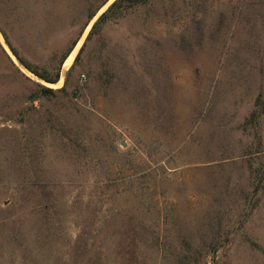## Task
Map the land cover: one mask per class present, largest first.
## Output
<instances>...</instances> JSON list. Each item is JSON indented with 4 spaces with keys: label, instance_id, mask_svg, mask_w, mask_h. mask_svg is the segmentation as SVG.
Listing matches in <instances>:
<instances>
[{
    "label": "rangeland",
    "instance_id": "obj_1",
    "mask_svg": "<svg viewBox=\"0 0 264 264\" xmlns=\"http://www.w3.org/2000/svg\"><path fill=\"white\" fill-rule=\"evenodd\" d=\"M99 1L0 22L54 76ZM111 2L56 84L0 34V264H264V0H150L87 40Z\"/></svg>",
    "mask_w": 264,
    "mask_h": 264
},
{
    "label": "trees",
    "instance_id": "obj_2",
    "mask_svg": "<svg viewBox=\"0 0 264 264\" xmlns=\"http://www.w3.org/2000/svg\"><path fill=\"white\" fill-rule=\"evenodd\" d=\"M110 0H100L96 8L92 10L91 12L87 13L86 20L82 26V30L79 34H77L76 38L72 42L71 46L62 54V57L59 61V68H57L55 75L50 76L47 72H40L37 68L33 67L29 63H27L21 56V54L18 52V50L13 46L12 42L10 41V34H7L4 30L3 26L0 22V34L4 40V43L8 47V49L11 51L13 56L18 60V62L26 68L29 72H31L34 76H36L41 81L48 83V84H56L60 78V66L66 61L70 55L71 50L76 45L77 41L79 40L80 36L82 35V32L87 28L89 23L93 20V18L96 16L97 12L105 6ZM150 0H114L108 8L105 10L104 13L100 15V17L93 23V25L90 28V31L87 35V40L95 35V32H98L103 25H105L107 22H109L112 19L119 18L122 14V10H125L127 8L131 7H140L146 4ZM69 28H72L69 25ZM82 50V48H81ZM80 50V51H81ZM69 55V56H68ZM79 55V54H78ZM67 58V59H66ZM39 88V94L43 98H50L53 97L54 94L59 90H53L51 88H47L42 85H37ZM36 97V96H33Z\"/></svg>",
    "mask_w": 264,
    "mask_h": 264
},
{
    "label": "water",
    "instance_id": "obj_3",
    "mask_svg": "<svg viewBox=\"0 0 264 264\" xmlns=\"http://www.w3.org/2000/svg\"><path fill=\"white\" fill-rule=\"evenodd\" d=\"M113 1H114V0H112V2H113ZM112 2H111V3H112ZM111 3H110V4H111ZM110 4H109V5H110ZM109 5H108V6H109ZM108 6H107V7H108ZM107 7H106V9H107ZM103 12H104V11H103ZM103 12H102V13H103ZM102 13H100V14L98 15V17H100V15H101ZM98 17H96V19H98ZM96 19H95V20H96ZM95 20H94V22H95ZM94 22H92V24H93ZM92 24H91V25H92ZM90 27H91V26H90Z\"/></svg>",
    "mask_w": 264,
    "mask_h": 264
},
{
    "label": "bare ground",
    "instance_id": "obj_4",
    "mask_svg": "<svg viewBox=\"0 0 264 264\" xmlns=\"http://www.w3.org/2000/svg\"><path fill=\"white\" fill-rule=\"evenodd\" d=\"M71 60H72V56L69 58V60H68V63H67V64H70Z\"/></svg>",
    "mask_w": 264,
    "mask_h": 264
}]
</instances>
